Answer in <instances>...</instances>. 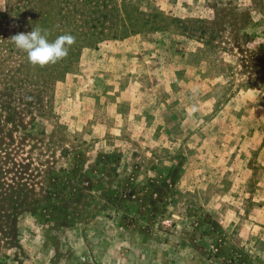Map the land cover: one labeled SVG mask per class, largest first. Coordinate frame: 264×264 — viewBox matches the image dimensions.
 I'll list each match as a JSON object with an SVG mask.
<instances>
[{
  "label": "rangeland",
  "instance_id": "1",
  "mask_svg": "<svg viewBox=\"0 0 264 264\" xmlns=\"http://www.w3.org/2000/svg\"><path fill=\"white\" fill-rule=\"evenodd\" d=\"M33 3L0 0V167L66 204L0 261L264 264V0H90L99 39L44 67L11 42Z\"/></svg>",
  "mask_w": 264,
  "mask_h": 264
},
{
  "label": "trees",
  "instance_id": "2",
  "mask_svg": "<svg viewBox=\"0 0 264 264\" xmlns=\"http://www.w3.org/2000/svg\"><path fill=\"white\" fill-rule=\"evenodd\" d=\"M89 2L90 0H81L79 3H77L76 0H64L63 7H59L64 10L60 16V20L63 22L62 26H64L65 23L69 27L67 33L75 37V43L77 45L92 44L99 39V33L96 31L95 25L96 18L93 16L97 11L88 8ZM69 3L73 4L71 8L66 7ZM36 5L37 0H34L33 5L28 7L30 10L26 8L23 11H32L31 14H29V20L31 21L27 20L28 24L27 22L25 23L29 29L26 30V32H30L32 28L41 27L42 21H44V24H50L52 20L51 18H42L43 14L47 15L49 12H44L43 10L39 11V7ZM12 11L13 10H8L6 14L11 15L10 12ZM17 13L22 12L19 10ZM136 25L137 24L133 23L130 27H135ZM128 29H130L129 26H126L125 30L127 31ZM0 114L6 118V122L10 121L13 123L16 109L8 102L2 100V102H0ZM3 122L4 121L0 119L2 125L4 124ZM1 162L2 160L0 158V164ZM2 171L3 169L0 167V233L2 235L1 240H5V247H19L16 220L23 210H28L33 215H40L44 217L45 222H50L53 225L56 224V226H59L61 217L58 216V213L62 210V206L66 204L65 200H63L62 204H54L56 203V198L51 195V192L46 195V197H37L33 190L29 188V184L26 181L15 182L13 180L12 183H14V185L6 182L5 178L2 177ZM70 215L71 213H68L66 217L70 219ZM4 258H6V256H4ZM0 264H3V261H0Z\"/></svg>",
  "mask_w": 264,
  "mask_h": 264
},
{
  "label": "clouds",
  "instance_id": "3",
  "mask_svg": "<svg viewBox=\"0 0 264 264\" xmlns=\"http://www.w3.org/2000/svg\"><path fill=\"white\" fill-rule=\"evenodd\" d=\"M11 42L17 50L26 54L29 64L44 67L66 58L70 47L75 43V37L63 34L50 39L47 29L37 27L30 32L13 35Z\"/></svg>",
  "mask_w": 264,
  "mask_h": 264
}]
</instances>
